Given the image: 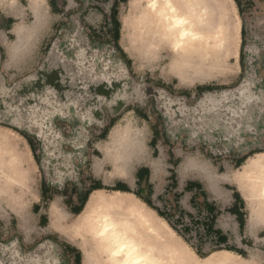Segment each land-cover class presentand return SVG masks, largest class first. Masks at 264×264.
Returning a JSON list of instances; mask_svg holds the SVG:
<instances>
[{
	"label": "rangeland",
	"instance_id": "1",
	"mask_svg": "<svg viewBox=\"0 0 264 264\" xmlns=\"http://www.w3.org/2000/svg\"><path fill=\"white\" fill-rule=\"evenodd\" d=\"M130 1L72 0L66 10V0H45L44 25L13 62L1 43L14 40L11 28L21 20L0 9V105L27 120L12 115L16 125L0 122V245L22 254L23 264L32 254L40 264H82L79 245L93 254L94 264L109 263L88 216L74 212L82 205L78 194L88 197L95 183L103 195L123 194L114 190L118 185L140 193L137 200L150 205L135 206L138 214L129 202L99 205L94 214L128 215L140 233L152 212L163 225V244L174 242L179 250L176 262L264 264V219L248 233L252 194L245 191L243 199L226 177L241 167L236 181L247 188L252 179L242 176L250 166L264 165V0H239L240 7L221 0L226 58L203 56L200 48L153 57L135 28L129 56L121 20L132 16ZM17 3L26 8V0ZM30 21L25 11L24 22ZM35 74L37 82H24ZM244 80L243 101H226ZM130 125L139 131L142 149L132 151L123 178L113 175L101 148L111 133L122 139ZM141 170L147 172L139 179ZM208 174L220 179L214 187ZM145 236L136 239H150Z\"/></svg>",
	"mask_w": 264,
	"mask_h": 264
},
{
	"label": "bare ground",
	"instance_id": "2",
	"mask_svg": "<svg viewBox=\"0 0 264 264\" xmlns=\"http://www.w3.org/2000/svg\"><path fill=\"white\" fill-rule=\"evenodd\" d=\"M17 1L0 0L1 10H11V14L21 20L11 28L10 32L14 36V40L8 43L4 38L1 43L7 50L8 62H13L29 48L47 19L45 0H26V8L19 7ZM132 4H134L130 7L131 12L134 10L132 16L130 15L129 18L123 16L121 20L123 31L121 41H123V49L129 56L133 28L140 34L144 43L143 48L147 49L153 57H158L162 53L178 54L198 48L203 51V56H206V52H213L219 58L223 54H225V58L229 55L227 47L229 35L225 34L226 29L222 23L225 13L221 0H133ZM25 11L31 16V21L28 24L24 22ZM138 135L139 131L131 125L123 131L122 139H119L117 134L109 135V141L101 148V151L104 153L105 159L112 165L113 175L123 178L129 176L128 171L133 158L132 151L135 148L139 154L142 149ZM123 137L125 138L123 139ZM4 153L0 151V164L4 159ZM190 165V163L186 164L187 167ZM95 169L100 170L101 163H96ZM240 169L241 167L232 169L233 171L226 174V177L235 183L238 192H244L243 199H247V197L244 198L247 192L252 194V199L248 195L247 200L253 201V204L251 202V206L246 207L249 215L246 228L248 233L252 234L257 227L258 220L264 219V214L260 215L261 212L264 213V165L250 166L242 176V178L247 176L252 179L251 185L247 188L237 184L236 176L240 173ZM219 180L213 174L207 175V181L212 187ZM116 191L123 194L103 195L96 189L92 190L91 195L84 203L83 211L77 214V218L81 215L88 216L90 225H93L94 234L99 237L98 243L106 252L105 259L109 262L107 264H182L181 261H174L173 255H177L179 252L173 247L174 242L166 240L164 245L160 239L159 232L163 225L152 212L144 217L140 233L136 232L137 227L131 221L133 218L128 215L119 217L118 215L110 216L108 213L94 214L95 208L99 205H119L125 204L124 202H129L131 205L130 212L138 214L139 209L135 206L140 207L146 204L143 200H137L136 195L126 191ZM127 196H133L135 199L129 200ZM112 217L118 219L114 220ZM49 222H52L51 218ZM147 231H150L153 236L147 235ZM144 233L145 237H150V239H141L144 237ZM139 235L141 237L136 239ZM168 244L170 246H167ZM79 246L82 253V264L96 263L93 254L85 250L83 246ZM227 263L239 264L236 261L225 259L223 264Z\"/></svg>",
	"mask_w": 264,
	"mask_h": 264
},
{
	"label": "water",
	"instance_id": "3",
	"mask_svg": "<svg viewBox=\"0 0 264 264\" xmlns=\"http://www.w3.org/2000/svg\"><path fill=\"white\" fill-rule=\"evenodd\" d=\"M38 81V77L37 75H33L32 77L28 78V79H25L24 82L26 83H29L30 85L34 84L35 82ZM245 82V80L240 83L235 89L231 90L229 93H228V96L226 97V101H228V98H230V100L232 101H240L242 102V97L240 96V93L242 92L240 90L241 86L243 85V83ZM25 83V84H26ZM17 90V89H16ZM12 109L13 112L8 114L9 116L6 115V110H10ZM16 110V111H15ZM17 109L16 108H9L8 106H2V104L0 105V122H3V123H8L10 125H13L14 124L16 125L15 121L13 120L12 118V115H16L17 117L20 116L22 119H19L20 122H22V120H24L25 118L19 113H17ZM25 122L27 120H24ZM12 247L11 246H1L0 245V264H5V262L7 261V258H8V263L7 264H23L21 263V256L22 254H19L17 251L11 249ZM5 254H7L8 257L4 256ZM33 256H30L28 258V261L24 260V264H40L38 259H39V256L35 255V254H32ZM2 257H5L6 258V261L3 260Z\"/></svg>",
	"mask_w": 264,
	"mask_h": 264
},
{
	"label": "trees",
	"instance_id": "4",
	"mask_svg": "<svg viewBox=\"0 0 264 264\" xmlns=\"http://www.w3.org/2000/svg\"><path fill=\"white\" fill-rule=\"evenodd\" d=\"M235 2H236V4L240 7L239 0H235ZM112 20H113V19H112ZM112 24H113V28L116 30V29H117V22H116V20H113ZM114 35H115V37H116V32H115ZM242 65H243V64H242ZM26 138H27V137H26ZM243 161H244L243 159H240V160L238 161V164H241ZM146 172H147L146 170H141V171H139V174H138L139 179H142V178L144 177V174H145ZM91 188H92V190H94V189H101L102 186L93 183V184L91 185ZM114 190L126 191V192L128 191L127 188H125V187H123V186H120V185H118L117 187H115ZM134 194H135L136 196H138V197H141V194H140V193H139L140 195H139L138 193H134ZM78 196H79V199L81 200L82 205H80L79 208H77V209L74 210L75 213H78V212L82 209V207H83L85 201L87 200V194H86V193L78 194ZM238 197H239V195L236 194V195L234 196L235 200L238 199ZM141 199H142V198H141ZM143 201H144L145 203H147L148 205H150V203H149L147 200L143 199ZM155 210L157 211V213H158L161 217H164V215L161 214V212H160L158 209H155ZM229 211L233 212V211H234V207L231 208V209H229ZM238 218H239V228H240V230L242 231V230H243V227H244V220H243V217L240 216V215H238ZM211 223H212V221H211ZM214 233H215L216 236L218 237V241H224V242H225V241L227 240V238H226V237H225L220 231H217V230H216V231H214ZM236 253H237L238 255H242V253H240V251H236ZM201 257H205V256H202V255H201ZM77 264H79L78 259H77Z\"/></svg>",
	"mask_w": 264,
	"mask_h": 264
},
{
	"label": "crops",
	"instance_id": "5",
	"mask_svg": "<svg viewBox=\"0 0 264 264\" xmlns=\"http://www.w3.org/2000/svg\"><path fill=\"white\" fill-rule=\"evenodd\" d=\"M67 1V7L65 8L66 10L70 9L71 6L73 5L72 0H66ZM241 199V198H240Z\"/></svg>",
	"mask_w": 264,
	"mask_h": 264
}]
</instances>
